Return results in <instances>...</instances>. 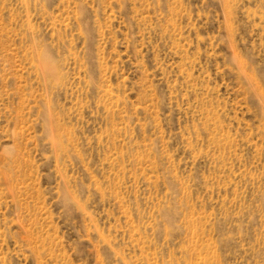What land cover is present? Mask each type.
<instances>
[{"label":"rangeland","instance_id":"1","mask_svg":"<svg viewBox=\"0 0 264 264\" xmlns=\"http://www.w3.org/2000/svg\"><path fill=\"white\" fill-rule=\"evenodd\" d=\"M0 264H264V0H0Z\"/></svg>","mask_w":264,"mask_h":264},{"label":"bare ground","instance_id":"2","mask_svg":"<svg viewBox=\"0 0 264 264\" xmlns=\"http://www.w3.org/2000/svg\"><path fill=\"white\" fill-rule=\"evenodd\" d=\"M46 56V55H45Z\"/></svg>","mask_w":264,"mask_h":264}]
</instances>
